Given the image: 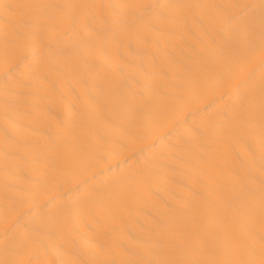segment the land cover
Masks as SVG:
<instances>
[{
    "label": "bare ground",
    "instance_id": "obj_1",
    "mask_svg": "<svg viewBox=\"0 0 264 264\" xmlns=\"http://www.w3.org/2000/svg\"><path fill=\"white\" fill-rule=\"evenodd\" d=\"M0 264H264V0H0Z\"/></svg>",
    "mask_w": 264,
    "mask_h": 264
}]
</instances>
